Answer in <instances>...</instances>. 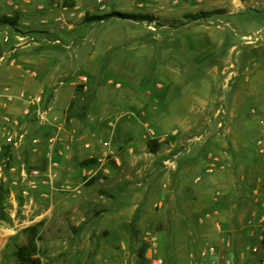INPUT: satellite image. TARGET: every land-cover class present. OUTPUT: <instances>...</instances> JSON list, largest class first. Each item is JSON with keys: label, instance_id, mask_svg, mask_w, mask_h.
I'll return each instance as SVG.
<instances>
[{"label": "rangeland", "instance_id": "1", "mask_svg": "<svg viewBox=\"0 0 264 264\" xmlns=\"http://www.w3.org/2000/svg\"><path fill=\"white\" fill-rule=\"evenodd\" d=\"M37 1L51 9L30 16L34 30L22 31L26 84L18 77L7 83L3 77L16 68L0 60V134L3 128L23 134L15 145L0 138L8 157L0 159V264L15 263L14 250L31 228L41 264H91L92 258L103 264L102 242L77 256L59 253L53 237L60 218L50 201L79 187L55 189L54 163L44 171L46 184L42 173H30L60 151L87 150L78 166L94 162L101 140L112 151L104 167L126 185L146 188L139 222L125 225L114 264H150L149 254L161 264H211L202 253L210 246L216 264H262L264 110L256 94L264 13L240 8L245 0ZM259 35L261 43L254 40ZM5 51L0 46V55ZM245 75L251 78L244 81ZM40 90L31 115L22 114V102L5 104L8 94ZM44 109L42 118L36 111ZM5 115L19 124L6 123ZM137 156L142 159L133 161ZM102 172L86 185L108 175ZM41 185L53 194L40 196ZM97 187H87L92 202L102 193Z\"/></svg>", "mask_w": 264, "mask_h": 264}, {"label": "crops", "instance_id": "2", "mask_svg": "<svg viewBox=\"0 0 264 264\" xmlns=\"http://www.w3.org/2000/svg\"><path fill=\"white\" fill-rule=\"evenodd\" d=\"M44 3L37 0H0V18L5 17L14 20L13 25L0 23V46L7 47V51L3 55H0V60L7 62V69L11 70L9 67L17 69L11 72L8 71L12 75L8 73L7 76L3 77L7 83H10L12 78L18 77L23 84H26L24 83V79L28 73L26 65L28 60L24 59L22 55L24 53V47H21L23 44L22 38H24L22 31L27 29L34 30L31 28L32 21L30 16H39L43 14L42 11L45 9H51L48 3H45L46 5ZM237 3L240 5V8L245 6L256 12L264 13V0H245L244 2ZM45 22V19H41V23ZM247 37L251 38L250 36ZM262 39L261 35L254 37V40H259L260 43L263 41ZM252 41H248L247 43ZM260 71L263 72L260 76L262 80L260 81L258 91L260 95H256H258L257 97H259L262 103L258 102L256 106L264 110V64ZM229 74L231 75V73ZM249 78L251 77L245 75L243 79L244 81H248ZM88 154L87 150H82L79 153L73 152L72 154L60 151L54 157H48L50 162L44 158L42 166L38 168L43 174L41 178L44 179V171L47 170V166L55 164L54 173L58 174L55 189H59V187L64 188L65 186L79 187L76 194L63 195L59 192L57 199L54 198L50 201L53 208H58V211L55 212L60 218L58 225L54 227V231L60 234H53V237L55 236L59 239L57 243L60 249L59 253H73L77 256L83 253L81 252L83 248L89 246L90 250L93 251L99 242H102L104 244V247H102L104 251L103 264H114V257H117V254H121L118 248L119 245L120 247H124L125 225H129L134 221L136 223L139 222L137 212L139 207L143 205L142 200L146 193V188L126 185L125 178L121 174L118 176V173L114 174L110 172V169H106L108 175L104 179L95 181L91 185H86V183H83L81 175V169L84 164L78 166V163L81 159L87 157ZM141 159V156L133 157V161L135 162H139ZM135 172L140 173L139 168ZM94 184L98 185L95 190H101L102 193L94 194L95 202H92L89 198L87 187ZM53 191L47 185H41L38 193L40 196H47L49 192L53 194ZM94 203L96 205L92 206V210L88 208L90 204ZM96 209H98L99 214L93 216V211ZM97 218H102L103 224L95 228L93 223ZM73 225L78 228V234H74ZM73 240L79 243L75 244ZM1 241L2 239L0 238V244ZM94 262L95 258H92L91 264H94Z\"/></svg>", "mask_w": 264, "mask_h": 264}, {"label": "built area", "instance_id": "3", "mask_svg": "<svg viewBox=\"0 0 264 264\" xmlns=\"http://www.w3.org/2000/svg\"><path fill=\"white\" fill-rule=\"evenodd\" d=\"M24 39H25V37L22 38V41H24ZM80 79H81V83H83V84L86 83V77L84 75H80ZM42 95H43L42 90H40L37 95L27 94L24 91H21L17 94H8V95H6L5 104L15 102V101L22 102V107H21L22 114L31 115V112H30L31 107L35 106V105H40ZM47 111H48V109H44V110H42L41 113L39 112V110L36 112H38L42 118H45ZM56 118H57L56 116L53 117V119H56ZM3 119L6 123H12L14 125L19 124V120L17 118H12V117L5 115V116H3ZM261 123H263V121ZM0 138L3 139V141H4L3 143H5L6 145L7 144H14L15 145L22 140L23 134H21V133L17 134L16 132L14 133V131H12L11 129L3 128L2 132L0 134ZM101 144H102V150L100 153V157H98L94 162H90V163H87V164L82 166L81 175L83 178V183H87L88 181L93 179V177L97 176L100 169L103 172H106L107 168L104 167V165L107 162V158L112 154V151L110 150L108 141H102L101 140ZM258 144L261 145L260 146V152L262 153L263 163H264V139L260 138L258 140ZM85 145L88 147L89 143H87ZM0 151H1L0 159H2L3 161L8 160V157H6L4 155L5 148L3 146H1V144H0ZM30 173L33 176L38 177V176H40L41 171L39 169L33 168L30 170ZM21 174L22 175L25 174V169L21 170ZM40 181L44 184L48 183L47 178L41 179ZM30 185L32 187L36 186L34 181H30ZM64 188L67 190L71 189L69 186H65ZM262 205H264V200H262ZM260 218H261V220H264V215H261ZM150 242H151L150 249H153L155 246L154 238H151ZM202 253H203V255H207L208 257L212 258L210 260L211 264H216V260L214 258L217 254L215 247L210 246L208 248H205ZM149 258H150V264H161V260H159L155 257H152L151 254H149ZM262 264H264V259L262 260Z\"/></svg>", "mask_w": 264, "mask_h": 264}, {"label": "trees", "instance_id": "4", "mask_svg": "<svg viewBox=\"0 0 264 264\" xmlns=\"http://www.w3.org/2000/svg\"><path fill=\"white\" fill-rule=\"evenodd\" d=\"M0 23L14 24V20L10 18H1ZM149 151H155V148H150ZM91 161V160H90ZM87 163H90L89 161ZM15 263L14 264H41L40 258L37 256L36 234L34 228L28 235L27 242L16 247L14 250Z\"/></svg>", "mask_w": 264, "mask_h": 264}]
</instances>
